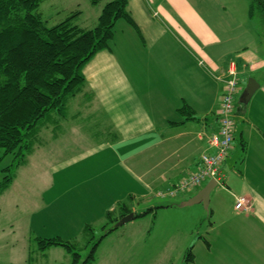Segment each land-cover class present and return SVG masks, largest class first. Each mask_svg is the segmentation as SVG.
I'll use <instances>...</instances> for the list:
<instances>
[{
  "label": "crops",
  "instance_id": "1",
  "mask_svg": "<svg viewBox=\"0 0 264 264\" xmlns=\"http://www.w3.org/2000/svg\"><path fill=\"white\" fill-rule=\"evenodd\" d=\"M217 2L228 11L229 1ZM128 10L137 27L118 20L122 27L118 32L116 23L111 49L98 51L84 66L85 91L93 98V107L86 111L108 130L87 137L76 121L72 133L80 139L70 142L80 151L74 155L76 149H68V158L58 162L54 174L63 179L64 172L84 161L95 167L94 175L79 178L77 193H89L94 184L93 196H102L100 212L106 208L105 214L125 196L145 198L171 188L198 168L204 152L215 150L209 138L219 127L225 80L235 62L238 78L251 71L260 86L247 104L237 99L241 87L236 93L235 138L212 191V197L219 198L210 220L217 216V225L210 221L198 231L194 246L202 243L208 264H264V57L249 42L239 41L241 21L229 24L232 35H227L221 18L199 9L194 0H129ZM184 105L192 108L193 118L180 110ZM50 144L58 151L65 143L58 135ZM103 164L118 172H101ZM238 196L251 200L249 210L235 207ZM85 217L82 214L81 222ZM98 218L103 219V213ZM58 230L30 226L36 239L65 236ZM197 257L196 252L195 263Z\"/></svg>",
  "mask_w": 264,
  "mask_h": 264
},
{
  "label": "rangeland",
  "instance_id": "2",
  "mask_svg": "<svg viewBox=\"0 0 264 264\" xmlns=\"http://www.w3.org/2000/svg\"><path fill=\"white\" fill-rule=\"evenodd\" d=\"M108 1L111 0H98L96 3H92L91 0H44L38 10L43 18L47 19L49 25L65 19L71 12L81 10L74 22L80 26L92 27ZM194 1L202 11L212 10L216 17L221 18L219 22L225 25L227 35H232L228 25L234 24L237 20L241 21L240 29L244 32L239 41L249 42L250 47H253L254 51L259 49L264 57V22L258 13L253 19H249L247 10L250 0H226L230 2L227 12L217 0ZM119 22L128 24L124 19H120ZM213 24L216 25V23ZM121 27V23H117L116 30L120 32ZM253 75L251 71H245L242 78H239L241 93L249 78L254 77ZM241 93L237 97L238 100ZM76 121L70 116L65 123L67 131L60 135V141L65 143L60 146L62 150L57 151L55 146L50 144V140L55 138L53 132L44 130L42 137L44 143L47 141L45 148L37 146L36 150L28 155L27 162L23 165L17 166L18 157L12 153L4 155L3 149L0 148V181L6 175L14 176L10 186L0 194V264L73 263L74 254L64 246L51 245L41 248L35 234L30 231V226H34L36 230L40 228L43 230L45 226L54 230L59 228L61 230L58 231H63L61 233L65 235L62 238L74 243L77 241L81 246L78 249L80 264L89 258L93 244L97 241L95 257L89 264H184L189 247H192L195 255L196 252L198 253L195 264H208L206 260H203L206 257L201 252L202 243H198L195 248L194 242L196 243L201 235L197 232H202L205 226H209L210 221L217 225V216L210 220V212L217 209L216 202L219 197H212L211 193L208 208L202 202L179 205V207L176 205L182 198L193 196V193L195 194L208 181H205L201 187L179 192L176 195L165 193L162 196L160 191H155L156 195L148 194L144 196L145 198L130 199L125 196L124 200L119 199L121 202L126 201L129 205H134L139 212L138 215H142L116 227L99 241V238L106 234V230L102 229L100 223L107 220L105 216L107 209L100 212L103 207L101 202L104 199L101 195H97L95 199L94 184H91L89 193H77L80 191L77 188L81 185L79 178L88 173L92 176L97 169L84 161L64 172L63 179L54 174V169H59L58 162L68 158L70 153L68 149L75 148L71 146L70 130ZM79 123L78 129L82 133L84 132L87 137L93 135L89 126L92 121L88 123L79 121ZM238 124L239 119H237ZM79 151L76 149L74 155ZM101 167H103L101 172L108 175L118 172L116 167L113 171L107 165L103 164ZM246 198L251 207V200ZM155 206L158 208L153 212ZM100 213H103V219L98 218ZM82 214L87 217L81 222ZM86 224L98 226L94 233L96 241L87 245L84 238L80 236L83 229L77 232L70 229L73 226ZM114 224L110 226L114 228ZM65 231L69 233L65 234ZM207 237L211 242L212 237Z\"/></svg>",
  "mask_w": 264,
  "mask_h": 264
},
{
  "label": "trees",
  "instance_id": "3",
  "mask_svg": "<svg viewBox=\"0 0 264 264\" xmlns=\"http://www.w3.org/2000/svg\"><path fill=\"white\" fill-rule=\"evenodd\" d=\"M43 1L0 0V148L4 155L12 153L18 157L17 166L25 164L37 146L46 145L42 133L48 130L54 137L65 134V123L70 116L77 122L92 121L90 129L96 137L102 136L103 129L108 130L97 126L94 116L86 111L93 107V98L91 92L85 91L84 66L98 51L111 49L118 20L124 19L137 27L128 10L129 0L106 2L92 27L74 22L81 10L49 25L38 10ZM97 1L91 0L92 3ZM247 13L249 18L258 13L264 22V0H250ZM180 110L194 117L190 106L184 105ZM73 129L71 127V139H80L74 137ZM13 179V175H6L0 181V194ZM157 208L154 207L153 212ZM129 212L131 208L126 201L109 210L107 220L100 222L106 234L99 241L115 229L110 224ZM97 227L86 224L82 228L80 236L85 245L96 241ZM36 241L41 248L66 247L74 254L72 264H80L78 249L81 246L77 241L74 243L60 236L38 237ZM97 246L98 241L82 264L91 263ZM184 264H195L192 247L186 251Z\"/></svg>",
  "mask_w": 264,
  "mask_h": 264
},
{
  "label": "built area",
  "instance_id": "4",
  "mask_svg": "<svg viewBox=\"0 0 264 264\" xmlns=\"http://www.w3.org/2000/svg\"><path fill=\"white\" fill-rule=\"evenodd\" d=\"M230 66L228 70L229 78L225 80V89L218 110L219 128L209 138V143L215 150L211 153H203L201 155V164L197 170L190 172L177 185L166 192L161 191L160 195H164L165 193L175 195L180 191H186L199 186L207 178L216 177L219 173L220 164L228 158L236 130L234 112L236 93L239 89L238 72L235 62H232ZM237 199V209H250L249 200L245 196H239Z\"/></svg>",
  "mask_w": 264,
  "mask_h": 264
},
{
  "label": "water",
  "instance_id": "5",
  "mask_svg": "<svg viewBox=\"0 0 264 264\" xmlns=\"http://www.w3.org/2000/svg\"><path fill=\"white\" fill-rule=\"evenodd\" d=\"M260 86L258 80L254 77L249 78L246 86L244 87L241 95H240V102L247 104L250 98L253 96L255 91ZM218 182L215 178L210 179L204 186L201 187L193 196L189 199L181 202L182 206L184 205H191L194 203H204L206 208H208L210 204V195L212 191L217 187ZM135 217V212L131 211L125 215H123L118 221L115 222L114 228L125 224L126 222L130 221Z\"/></svg>",
  "mask_w": 264,
  "mask_h": 264
},
{
  "label": "bare ground",
  "instance_id": "6",
  "mask_svg": "<svg viewBox=\"0 0 264 264\" xmlns=\"http://www.w3.org/2000/svg\"><path fill=\"white\" fill-rule=\"evenodd\" d=\"M246 197V196H245Z\"/></svg>",
  "mask_w": 264,
  "mask_h": 264
}]
</instances>
